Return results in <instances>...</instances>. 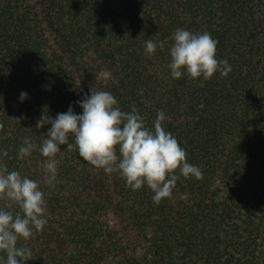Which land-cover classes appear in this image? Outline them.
Returning <instances> with one entry per match:
<instances>
[{"label":"trees","instance_id":"obj_1","mask_svg":"<svg viewBox=\"0 0 264 264\" xmlns=\"http://www.w3.org/2000/svg\"><path fill=\"white\" fill-rule=\"evenodd\" d=\"M177 29L209 33L231 72L173 79ZM149 39L164 42L151 56ZM90 89L149 128L164 112L203 179L180 176L157 205L146 185L133 191L63 145L47 185L38 149L17 158L23 138L42 143V113L80 114ZM0 150L46 201L43 231L18 241L25 264H264V0H0Z\"/></svg>","mask_w":264,"mask_h":264},{"label":"clouds","instance_id":"obj_2","mask_svg":"<svg viewBox=\"0 0 264 264\" xmlns=\"http://www.w3.org/2000/svg\"><path fill=\"white\" fill-rule=\"evenodd\" d=\"M169 49L170 75L180 79L187 75L191 79L202 77L209 80L215 73L222 77L231 72L226 59L216 58L217 41L207 32L197 34L177 29ZM163 48V41L145 42V53L154 55L157 48ZM27 99L21 92L19 100ZM82 113L74 112L72 105L55 118L43 112L36 122V128H48L42 143L36 145L30 138H23L17 158L26 159L38 149L44 157L45 183L49 186L58 182L56 155L61 146L75 149L83 161L102 169L105 174L118 173L131 190L146 185L152 192V200L159 205L164 198H170L177 180L203 179L200 167L187 161L186 151L179 145L171 132L165 130L164 112L158 111L152 128L146 126L145 118L133 107L130 112L118 107L111 92L95 91L76 102ZM27 119L20 116L13 120L20 123ZM74 140V144L71 142ZM6 150H0V158L7 157ZM177 170L179 175L176 174ZM0 264H25L31 251L18 246V241L30 239L34 232H41L48 223L46 201L39 184L16 170L9 171L0 163ZM18 206L16 213L9 210Z\"/></svg>","mask_w":264,"mask_h":264}]
</instances>
